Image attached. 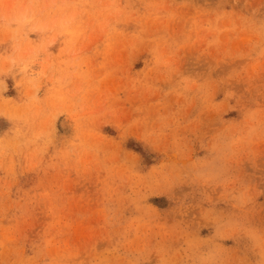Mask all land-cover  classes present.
I'll list each match as a JSON object with an SVG mask.
<instances>
[{"label":"rangeland","instance_id":"rangeland-1","mask_svg":"<svg viewBox=\"0 0 264 264\" xmlns=\"http://www.w3.org/2000/svg\"><path fill=\"white\" fill-rule=\"evenodd\" d=\"M0 264H264V0H0Z\"/></svg>","mask_w":264,"mask_h":264}]
</instances>
